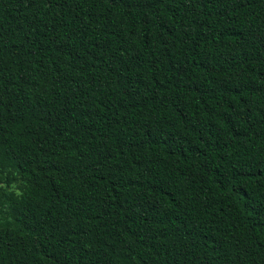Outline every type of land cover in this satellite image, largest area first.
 <instances>
[{"label":"trees","instance_id":"trees-1","mask_svg":"<svg viewBox=\"0 0 264 264\" xmlns=\"http://www.w3.org/2000/svg\"><path fill=\"white\" fill-rule=\"evenodd\" d=\"M0 264H264V0H0Z\"/></svg>","mask_w":264,"mask_h":264}]
</instances>
